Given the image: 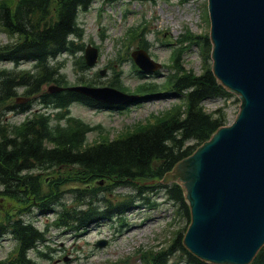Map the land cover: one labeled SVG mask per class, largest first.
Instances as JSON below:
<instances>
[{"label":"trees","instance_id":"16d2710c","mask_svg":"<svg viewBox=\"0 0 264 264\" xmlns=\"http://www.w3.org/2000/svg\"><path fill=\"white\" fill-rule=\"evenodd\" d=\"M93 1L0 0V30L15 37L0 45V199L3 200L0 203L3 206L0 208V236L10 233L16 240L12 252L0 258V264H36L28 256L29 250L47 256L39 246L47 241L48 228L35 224L34 211L39 214L52 212L54 226L74 228L86 227L98 217L109 219L122 213L128 206L125 199L116 205L108 202L103 210L96 207L93 200L87 201V197L97 194L106 185L135 184L137 189L136 182L141 178L142 181L152 180L155 182L153 188H165L167 198L177 206L176 212H181L189 224V207L182 187L176 182L163 186L160 177L225 124L220 108L206 112L201 105L206 97L225 99L231 96L216 82L209 66L196 76L185 72L167 76L165 83L170 89L186 92L183 108L178 105L154 122L144 126L135 124L117 136H111L102 125H92L68 111L73 102L96 108L103 104L72 90L46 92L43 89L46 83L68 84L61 71L63 63L52 61L58 55L83 50L84 44L77 43L84 34L78 13L88 10ZM146 32L145 27L133 26L126 31L125 40L131 43L138 36L142 40ZM71 35L73 37L69 38ZM196 38L190 36L189 44L195 43ZM201 42L200 53L208 61L207 35ZM124 55L122 60H129V53L124 52ZM3 61H10L14 66L1 65ZM23 62H30V66L20 67ZM83 69L87 67L80 56L79 70ZM121 74V70L114 71L106 84L130 92L123 85ZM138 75L141 77L143 73L138 71ZM77 81L93 85L90 80H82L81 75ZM163 83L142 84L133 91L140 94L133 102L145 98L141 96L143 93L158 90ZM17 95L28 101L13 109V105H7L8 100ZM36 97L42 105L56 111L32 112L19 124L3 119V114L9 110L27 111L30 100ZM216 113L219 115L215 116ZM92 132L96 137L88 140ZM189 139L194 141L185 147L184 142ZM100 182L105 184L100 185ZM67 184H71V189L65 188ZM66 192H71L74 198L70 206L61 201ZM8 205L10 210L6 208ZM181 230L176 231L168 248H160L148 257L149 264L169 263L174 244H178L179 257L173 264H208L183 246ZM249 264H264V246Z\"/></svg>","mask_w":264,"mask_h":264},{"label":"rangeland","instance_id":"374dc122","mask_svg":"<svg viewBox=\"0 0 264 264\" xmlns=\"http://www.w3.org/2000/svg\"><path fill=\"white\" fill-rule=\"evenodd\" d=\"M205 4L206 0L133 2L123 0L114 3H101V0H94L88 10L78 13L84 35L77 43L81 42L84 46L86 44L96 46L99 56L94 66L83 70H79L83 50L53 58L52 62L63 63L61 71L66 75L67 85L79 84L80 81L76 78L80 75L82 80H90L93 87L106 85L112 76L113 70L110 67L112 64L116 65V70H122L123 85L132 93L148 81L164 83L159 90L153 91L136 103L133 99L123 105L120 104L118 108H96L73 102L68 107V111L90 124H101L109 129L111 136H117L123 134L120 132L135 125L136 122L144 126L154 122L159 116L163 117L166 111L172 112L178 105L183 108L186 103L184 100L186 92L170 89L169 84L165 82L167 76L173 72L177 74L185 72L196 76L202 74L209 66L212 73L211 56L207 61L200 53V43L210 30L209 19L203 17ZM125 9L129 12L124 15ZM141 19L145 20L142 28L146 27L148 30L143 39L141 40V36H138L137 40L130 45L128 41L123 43L125 29ZM190 36H197L195 43L189 44ZM14 39L15 37H10L9 34L0 30V45ZM138 43L143 44L140 48L147 51L150 59L158 63L156 73H145V77L141 78L136 74L130 61L115 60L119 50L125 51V54L132 53L138 48ZM209 44L211 52V42ZM1 65L13 66L10 62L4 61ZM20 66L29 67L30 62H24ZM103 68L106 69L100 75L98 72ZM53 84L55 83H46L43 89L48 88V92H52L49 91V87ZM25 100L26 98L22 95H17L8 100L10 104L7 105H13V109H18ZM239 104L234 94L225 99L206 97L201 103L206 112L220 108L225 118H223L225 123L223 125L233 121L239 110ZM24 114L22 111L9 110L3 114V119L12 120L17 124ZM95 137L96 133L92 132L88 140H93ZM193 141L194 139L185 141L184 146L192 145ZM151 171L153 172L154 169ZM165 174L160 177V183L163 186L170 184V182L161 181ZM136 184L139 186L137 189L135 184V187L125 184L106 185L97 194L87 197V201L93 200L92 202L101 210L108 202L116 205L124 199L128 201V206L122 213L114 214L109 219L98 217L86 227H56L52 224L55 218L54 213L32 212L35 224L40 228H48L47 241L39 246V249L47 256L39 255L36 250H29L28 256L36 264H149L148 257L160 248H168L176 231L183 228L182 238L188 219L181 212L179 214L176 212L177 206L167 198L165 188H153L154 181L145 179L142 181V178ZM70 186L71 184H67L65 188L71 189ZM72 196L71 192H66L61 201L70 206ZM2 202L3 200L0 199V203ZM8 206L6 208L10 210L11 206ZM0 208L3 209V206ZM15 245L16 240L10 233L0 236V258L12 252ZM177 245L171 246L172 255L167 264H173L172 262L178 259Z\"/></svg>","mask_w":264,"mask_h":264},{"label":"water","instance_id":"95a60500","mask_svg":"<svg viewBox=\"0 0 264 264\" xmlns=\"http://www.w3.org/2000/svg\"><path fill=\"white\" fill-rule=\"evenodd\" d=\"M208 11L212 74L239 110L161 181L183 187L190 222L182 244L190 253L208 264H249L264 246V0H208ZM131 55L141 69L158 66L143 49ZM97 56L87 44L86 64ZM66 88L108 104L135 98L105 86Z\"/></svg>","mask_w":264,"mask_h":264}]
</instances>
